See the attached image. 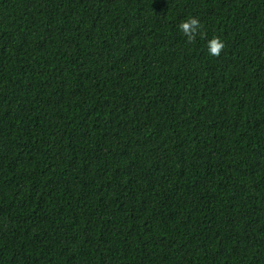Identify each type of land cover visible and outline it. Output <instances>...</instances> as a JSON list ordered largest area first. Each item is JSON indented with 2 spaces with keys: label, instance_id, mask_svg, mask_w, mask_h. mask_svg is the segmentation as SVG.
Instances as JSON below:
<instances>
[{
  "label": "trees",
  "instance_id": "16d2710c",
  "mask_svg": "<svg viewBox=\"0 0 264 264\" xmlns=\"http://www.w3.org/2000/svg\"><path fill=\"white\" fill-rule=\"evenodd\" d=\"M0 264H264V0H0Z\"/></svg>",
  "mask_w": 264,
  "mask_h": 264
},
{
  "label": "clouds",
  "instance_id": "9594fccd",
  "mask_svg": "<svg viewBox=\"0 0 264 264\" xmlns=\"http://www.w3.org/2000/svg\"><path fill=\"white\" fill-rule=\"evenodd\" d=\"M201 27L202 25L196 17H190L181 21L179 24V29L187 37L188 42H192L196 39ZM207 47L210 55L219 57L225 48V44L219 37L213 36V38L207 42Z\"/></svg>",
  "mask_w": 264,
  "mask_h": 264
}]
</instances>
